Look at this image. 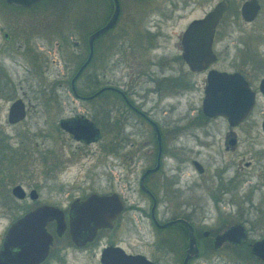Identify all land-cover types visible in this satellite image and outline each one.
I'll use <instances>...</instances> for the list:
<instances>
[{
  "label": "rangeland",
  "instance_id": "374dc122",
  "mask_svg": "<svg viewBox=\"0 0 264 264\" xmlns=\"http://www.w3.org/2000/svg\"><path fill=\"white\" fill-rule=\"evenodd\" d=\"M216 1L186 0L184 3L182 0H124L125 14L119 22L123 27L114 28L98 42L96 63L99 74L102 71L108 72L107 76L113 74L116 84L121 85L127 59L134 58L139 66L141 62L147 63L149 59L160 58L158 60L166 62L170 67L166 73L177 75V86L183 87L185 83L193 85L190 89L167 98L170 102L176 100V108L173 112L162 113L161 121L168 122L172 115L184 122L191 119L200 121L201 118L197 112L200 107L205 73L204 71L190 72L186 69L180 56L179 35L190 19L203 15ZM240 1L228 0L229 10L215 30L212 49L217 59L212 66L217 69H236L240 57L239 48L243 50V56H248L249 61L253 50L260 52V49L264 47V41H261V35H264V0H258L261 4L260 12L256 19L250 22L236 17ZM40 20L44 22L42 21L41 26H38L39 32L31 34L34 36V46H36L33 50V58L20 49L9 50L1 42L0 35V79L2 81L0 140L4 148L8 146L4 154H0V240L9 222L37 202H49L64 208L72 196L114 189L126 199L128 206L137 195H140L134 190L141 171V166L138 165L139 157L135 156L138 150L134 149L133 159L127 164V158L124 157L123 152L128 146L127 143L122 142L123 134L118 126L111 125L106 120V98L99 95L97 106L94 107L89 101L79 102L65 94L63 97L65 103L61 105L48 97L46 92L40 93L39 90L49 88H61L64 91V86L56 85L58 80L62 82L60 76L64 65L58 49L53 45V40L58 39L59 34L51 30L55 31L61 25V21L65 24H74V17L69 20L67 17L64 18V15L61 17L48 15ZM49 25L54 28H49ZM91 25V20H84L82 28ZM65 30V35L69 36L70 31ZM77 34L74 33L73 36ZM152 44L155 45L151 47ZM9 45L10 43L7 46ZM64 51L65 59L66 56H71L70 48H65ZM79 51L82 55L85 52L83 44ZM107 57L114 61L112 71H109L106 66L109 61ZM68 61L67 66L71 67L72 60ZM141 66H148V64L142 63ZM38 68L41 69V73L35 71ZM262 68H264V60ZM83 83L84 80L78 81V87L84 88ZM142 83L145 87V83ZM15 97H21L25 102L26 115L21 121L9 123L6 120L7 107ZM112 104L121 107L120 100L115 96L112 98ZM75 113H83L89 117L93 115L101 128V139L84 145L58 127L59 117ZM249 120L251 118L246 119L241 126L244 127ZM223 123L225 120L220 117L210 120V124L219 130ZM164 126L166 127L167 124ZM244 131L245 128L242 129L241 141L234 152L224 150L220 138L208 139L207 144L195 143L189 138L184 144L187 148L178 150V155L184 159L181 162L184 167L174 176L180 175L182 190L180 199L187 200L191 192L186 190L185 182L197 176L188 156L198 153L199 160L205 166L202 177L212 176L213 172L219 171L223 166L231 175V168L235 167L237 155L243 153L245 157H249L250 164L239 170L246 177L241 178L237 189L221 195L222 199L231 198L235 202L231 206L222 202L216 206L211 200L209 192L213 190L210 189L213 186V179L204 180L202 185L194 188V193L201 196L199 204H202V208L197 209L199 212L195 213L204 214L205 226L214 225L213 220L220 214L217 208L230 209L231 212L237 211L241 219H246V227L251 229L247 238L249 241L264 228V139L261 133L257 136L255 133L251 134L253 131H250L251 135L245 134ZM143 145L139 144L142 153L145 148L150 147V145L145 147ZM168 162L175 166L179 164L167 158L165 164ZM171 173L173 174L174 170L166 171L168 178L174 177L170 176ZM127 178L131 182V189H127ZM15 183L21 184L26 191L34 187L38 192L36 200H30L28 197L22 200L14 198L10 193V187ZM164 185L167 189L172 188L168 183ZM205 185L209 190L205 188ZM162 192V195L166 194L163 188ZM168 193L171 192L168 191ZM164 202H160L157 213L159 217L168 218L174 215L175 210L168 205V197ZM146 209L148 210V207ZM120 223L110 233L112 239L129 250L146 251L147 254L172 264L173 256L170 253H174L165 250L176 246V234L172 228L170 230L155 229L139 209L131 206L126 207ZM170 232L175 234V239L171 242L163 236V233ZM155 237L160 239L159 246H156L158 249L144 246L141 242L153 240ZM107 239V235H99L96 241L86 249H74L70 246L54 247L42 264H54L56 257H62L66 264H100L97 251ZM245 250L242 249L240 252L242 264H244L243 259L248 258ZM191 264H234V262L232 256L222 252L204 251L202 255L193 259Z\"/></svg>",
  "mask_w": 264,
  "mask_h": 264
},
{
  "label": "flooded vegetation",
  "instance_id": "af4514ba",
  "mask_svg": "<svg viewBox=\"0 0 264 264\" xmlns=\"http://www.w3.org/2000/svg\"><path fill=\"white\" fill-rule=\"evenodd\" d=\"M182 1L186 2V0ZM225 1L227 2V8L223 12V15L219 19L217 25L220 24L225 13L229 10V2L228 0ZM243 1L244 0H241L237 7L236 17H239L242 21L245 22L253 21L254 19H256L260 12L261 4L257 0L259 4L257 13L251 20H245L240 12V7ZM123 2L124 0H0L1 42H3V44H5L7 48H9V50H12V48L20 49L25 54H28L30 58H33V50L36 46H34V36L31 34H33L34 32H39L38 26H41L42 21L44 22V20L41 21L40 19H43L46 16L48 17V15H57L59 17L64 15V18L67 17L69 18V20L74 17V24H65L61 21V25H59V27L56 28L55 31L51 30L59 34L57 35L58 39L53 40V45L58 49L61 59L64 62V71H61L60 76V79L63 83L58 80L56 82V85L61 87L64 86V91L61 88H49L39 90L40 93L46 92V95L48 94V97L54 99L58 104L61 103V105L65 103V99H63L65 94L70 95L72 99H76L79 102L89 101L94 107L97 106L99 95H102L106 98V120L111 125L118 126L119 131H121V133L123 134L122 142L127 143L128 146V148L123 152L124 157L127 158V164L130 160L133 159L132 156L134 154V149L136 148L138 150L135 156L139 157L138 165L141 166V171L138 175L134 190L138 191L140 195H137L134 198V201L128 206L139 209L143 213V215L150 221V223H152L155 229L170 230V228H172L175 231L176 246L172 247L171 249H165L174 253H170L173 256L172 264H183V258L185 256L187 248V230L185 225H183V223L179 221L167 225L161 224L177 218L183 219L191 225L195 236V243L198 249V255L195 257H188L185 264H191L192 260L199 257V255H202V252L204 251L214 253L222 252L228 256H232L234 264H242V256L240 253L242 249H246V254H248V258L243 259L244 264H264L263 261H261L258 257L250 252V244L253 241L258 240L262 236H264V228L256 233V237H253L249 241H247L251 229L246 227V219H241V217L237 215V211L231 212L230 209L225 210V208H217L220 214L215 218V220H213V226H205L206 221L204 214L195 213L199 212L197 209L202 208V204H199L201 196L194 193V188L202 185L204 183V180L213 179V186L210 188L213 190L209 192V197L216 206L219 202L228 204L229 206L232 205L234 201L231 198H228V200H224L222 199L221 195L225 194L227 191L237 189L242 180L241 178L246 177V175L241 173L239 170H241L243 166H247L250 164L249 157H245L243 153L237 155L238 157L236 159L235 167L231 168V175L227 173L225 166H223L219 169V171L213 172L212 176L202 177V174H204L205 172V166L199 160L198 153H194L191 156H188V160L196 170L197 176L195 178L191 177L185 182L186 190L191 192L189 196H187V200L180 199L182 195V190L180 189V175L174 176V174H178L180 171H182L184 167L183 164H181L184 159L178 155V150L187 148V146L185 147L184 144L189 138H191L195 143L199 144H207L208 142L206 141L208 139L220 138L222 141V148L230 152H234L237 148V145L241 141L240 139L243 128H245V134H249L250 131H253V133L251 134L255 133V135L258 136L259 133H261L264 139V132L261 128V121L264 115V86H262L261 83V79L264 77V68L261 69V65L264 60V56H262L264 55V47L260 49V52H258V50H253L252 57L249 61L247 58L248 56H243V50L239 48L240 57L238 60V66L234 70H226L230 72H238L246 81L247 86L252 92V104L243 119L235 124H230L223 115L208 116L204 114L201 109V100L203 97L202 89L200 107L198 108L197 112L198 116H200L201 118L200 121L191 119L184 122L182 121V119L178 120L177 116L172 115L168 122L163 123L161 121V116L163 115L162 113L173 112L176 108V100L170 102L167 98L172 97L179 92L190 89V87L193 86L189 83H185L183 87L177 86V75L166 73V70L170 69L166 62L158 60L160 58L155 60L149 59L147 63L141 62L138 66V63L134 61V58H132V60L127 59L126 69L123 74L121 85L116 84L113 74H109L107 76L106 74L108 72L105 73L102 71L100 74L98 72V65L96 63L98 42L104 36L112 32L114 28L123 27L119 24L120 18L125 14ZM115 5L117 6L116 20L111 27L102 31L93 40L91 57L86 65L82 68L80 73L77 75V77L74 79V91L76 92L74 93V91L70 87V80L88 53L86 41L87 35L89 32L101 27L107 21V19L113 14ZM84 20H91L92 25L82 28V23L84 22ZM51 27L54 28V26L49 25V28ZM65 29H68V31H70L69 36L65 35ZM74 33L78 34L76 36H73ZM261 41H264V35H261ZM242 42L245 43V41ZM8 43H10L9 46H7ZM260 43L263 44V42ZM81 44H83L85 50L83 55L82 52L79 51ZM154 45L155 44H152L151 47H153ZM65 48L71 49V56H66V59V52L64 51ZM259 55L262 57H260ZM216 59L217 56L215 60L212 61L206 68L196 71L191 70L185 63V61L181 58L188 71H204V85L206 71L209 68L217 69L212 66V63H214ZM68 60H72L71 62L73 63V65L71 67L67 66L69 65ZM107 60L109 61L107 62L106 66L109 71H112L114 61L113 59H110V57H107ZM117 60L118 59H116V61ZM142 63L148 64V66H141ZM35 71H40L39 73H41L40 68ZM88 75L90 80V87H92L90 89L87 85ZM80 80H84V88L78 87L77 83ZM100 81L103 82L100 83ZM142 82L145 83V87H143ZM103 85H111L113 87H116L117 89L105 88L94 94V92ZM113 96L120 100L121 107L120 105L114 106L112 104ZM76 114L83 113H75L67 116H73ZM84 115L87 116L86 114ZM87 117L92 120L100 130V136L93 141L85 142L82 140L74 139L70 133L59 127L58 119L57 125L60 129L71 135L74 140L84 145L89 144L101 139L102 131L93 115L91 117ZM216 117H220L225 120V123H223L224 125L221 127V130H219L216 126L210 124V120ZM248 118H251V120H249L247 124L242 127L241 124L244 123ZM166 124L167 126L165 127L164 125ZM246 138H249V136H246ZM151 141L153 142L152 148ZM139 144H144L143 147H145V145H150V147L145 148L142 153V150L139 149ZM167 158L173 159L174 161L179 162V164H177L176 166L170 162L165 164V160ZM128 169H131L130 164L128 165ZM171 170H174V173H171L170 176L173 175L174 177L168 178L166 171L170 172ZM166 183L171 185L172 188L167 189V186L164 185ZM126 186L127 189H131V182L128 178L126 179ZM161 187L166 190V194L162 195L163 192ZM205 188H207L206 185ZM29 189L35 188L31 187ZM29 189L27 191L24 189L25 193L22 198H17L13 195L12 196L20 200L26 197H28L30 200H36L38 195L37 190L35 189L36 196L34 198H31L28 194ZM207 190H209V188H207ZM168 191L171 193L169 194ZM92 192L99 194H110L115 192L117 194L122 207L112 219L111 226L98 228L92 239L86 241L83 244L77 245L71 241L67 223L64 230L58 234L54 231L53 221H49L46 224V228L51 234V242L49 243L47 254L37 264H42L49 257L54 247L70 246L74 249H86L96 241L99 235L102 234L107 235L108 239L99 247L97 251L99 262L100 253L103 247L107 245H116L123 249V251L127 254L143 255L145 258L152 260L155 264H167L165 261H161L158 257L147 254L146 251L129 250L118 243L115 239H112L113 237L110 233L121 224V216L124 213L126 207H128L126 205V199L114 189H108L101 192L91 191L81 196H72L68 199L64 208L49 202H37L27 209L44 203L53 204L63 210L64 219L65 222H67V210L69 207V203L74 199H83ZM167 197L169 198L168 205L170 207H173L175 210L174 215L168 218L159 217L157 213L159 204L160 202H164ZM147 207L148 210L146 209ZM229 216L230 218H228ZM236 223L243 224L246 233L245 239L239 243L224 239L220 243L215 245V235L221 233L227 227ZM164 234L165 233H163V236H166L165 238H168L169 240H167L170 242L175 239V234L171 232L165 235ZM159 241L160 239L155 237L153 238V240L141 242L144 246H151L153 248H156V246H159L158 244H160ZM56 258L57 259L55 260L54 264H66L62 257Z\"/></svg>",
  "mask_w": 264,
  "mask_h": 264
},
{
  "label": "water",
  "instance_id": "95a60500",
  "mask_svg": "<svg viewBox=\"0 0 264 264\" xmlns=\"http://www.w3.org/2000/svg\"><path fill=\"white\" fill-rule=\"evenodd\" d=\"M227 8L225 0H217L203 15L190 19L179 35L180 56L191 70L206 68L216 55L212 49V41L216 25ZM259 4L257 0H244L240 12L245 20H251ZM117 14L115 5L113 14L99 28L87 35L88 53L70 80V87L74 91V79L89 61L92 53L93 40L104 30L111 27ZM264 86V77L261 79ZM105 88H115L111 85L100 86L95 92ZM264 91V87H263ZM74 93H76L74 91ZM88 97V96H87ZM252 92L246 81L236 71L217 70L209 68L206 71L205 85L201 109L208 116L223 115L230 124H235L245 117L251 104ZM26 114V107L21 97L12 99L7 107L6 120L9 123L21 121ZM58 125L76 140L93 141L100 136L99 128L84 114L58 118ZM264 132V115L261 121ZM11 195L22 198L25 190L19 183L10 187ZM31 198L36 196L35 189H29ZM115 192L110 194L89 193L83 199H74L69 203L67 222L63 210L53 204H39L29 208L14 217L7 225L0 240V264H37L47 254L51 234L46 228L49 221L54 223V231L61 233L66 223L71 241L83 244L93 238L100 227L111 226V221L121 209ZM182 222L187 230V248L183 258L185 264L188 257L198 255L193 229L185 220L177 218L161 225ZM243 224L236 223L215 235V245L224 239L241 242L245 239ZM250 252L264 263V236L250 244ZM101 264H155L143 255L127 254L119 246L107 245L100 253Z\"/></svg>",
  "mask_w": 264,
  "mask_h": 264
},
{
  "label": "trees",
  "instance_id": "16d2710c",
  "mask_svg": "<svg viewBox=\"0 0 264 264\" xmlns=\"http://www.w3.org/2000/svg\"><path fill=\"white\" fill-rule=\"evenodd\" d=\"M87 83H88V88L90 89V88H92V87H90V80H89V75L87 76ZM1 85H2V81H1V79H0V87H1ZM1 142H0V154L2 155V154H4V152H5V148H8V146H6L5 148L1 145V144H3V142H2V140H0Z\"/></svg>",
  "mask_w": 264,
  "mask_h": 264
}]
</instances>
